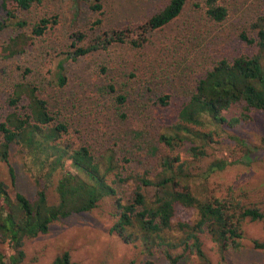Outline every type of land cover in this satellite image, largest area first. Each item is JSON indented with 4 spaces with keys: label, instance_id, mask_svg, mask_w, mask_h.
<instances>
[{
    "label": "trees",
    "instance_id": "1",
    "mask_svg": "<svg viewBox=\"0 0 264 264\" xmlns=\"http://www.w3.org/2000/svg\"><path fill=\"white\" fill-rule=\"evenodd\" d=\"M41 1L0 0V33L6 29L14 32L0 42V58L25 52L59 23L58 13L44 15L27 31L28 21L20 11ZM81 1L103 14L101 0H74V3ZM187 1L168 0L144 19H130L91 35L86 30H69L70 50L56 61L50 81L58 87L66 85L68 58L107 49L113 44L142 48L149 34L174 20ZM204 6L207 17L215 22L228 15L227 7L219 0H204ZM101 23V18L94 21L96 25ZM250 27L255 35L242 31L239 38L255 50L232 59H217L197 79L175 120L159 130L158 139L167 153L160 156L154 174L144 170L124 175L122 162L126 158L121 160L112 150L96 158L87 144L66 137L67 123L51 114L40 85L28 78L30 68L21 67V79L12 84L6 98L7 111L0 120V161L6 167L5 178H0V264H24L25 238L46 233L53 221L94 209L107 196L114 199L116 206V220L109 231L123 241L139 242L150 254L154 247L161 246L169 264L180 263L181 256L172 252L179 246L194 254L199 264H227V253L245 246V222L260 221L264 227V193L261 200L246 201V196L237 194L232 186H227L224 194H216L219 187L210 184L214 172L241 162L244 154L221 148L220 128L248 123L255 112L264 111V14L258 15ZM101 71L105 72L106 67L102 66ZM107 89L115 95L119 107L128 100V93L118 91L114 83L107 84ZM156 101L166 106L170 94L161 93ZM235 106L238 113L227 116L226 112ZM232 138L239 144L245 143L239 136ZM261 143L259 150L264 152V135ZM11 146L21 153L19 162L38 185L33 199L15 190L17 176ZM182 148L190 157H181ZM209 149L216 154L206 166L200 165ZM247 150L254 158L256 153ZM130 179L134 188L131 197L124 201L118 185ZM52 188L57 197L54 202L49 198ZM149 189H153L152 195ZM179 207L192 209L195 217L192 223L178 222L182 236L175 238L170 232ZM204 237L213 242L216 261L211 259ZM251 246L264 255V238L251 239ZM52 264H72L69 251L57 254ZM143 264L154 262L145 259Z\"/></svg>",
    "mask_w": 264,
    "mask_h": 264
},
{
    "label": "rangeland",
    "instance_id": "2",
    "mask_svg": "<svg viewBox=\"0 0 264 264\" xmlns=\"http://www.w3.org/2000/svg\"><path fill=\"white\" fill-rule=\"evenodd\" d=\"M103 14L93 11L87 3L74 0H42L29 9L20 11L27 19L28 29L41 16L58 13L60 21L46 34L28 46L19 55L0 58V120L7 111L6 98L12 84L21 79V67L28 66V78L40 85L41 94L48 100L51 114L66 122V137L87 144L96 158L112 150L122 160L124 175L147 170L158 171L161 155L167 153L159 141L161 127L175 120L176 114L197 79L210 69L221 57L232 59L240 54H251L255 47L239 38L244 31L255 35L250 23L264 14V0H219L228 9L226 19L215 22L205 13L204 0H188L182 12L170 23L149 34L142 48L129 44H113L78 58L65 61L67 83L54 85L51 75L56 61L64 56L70 39L69 30H86L93 34L99 29L119 26L130 19H144L168 0H101ZM80 5V6H79ZM97 18L100 25L94 24ZM96 26H99L96 27ZM95 28V29H93ZM14 32L6 29L0 33V42ZM106 67L102 72L101 67ZM133 74V75H131ZM114 83L120 92L128 93V100L119 107L115 95L107 89ZM170 94L166 106L157 103L161 93ZM237 106L226 112L227 116L238 113ZM122 113L125 116H122ZM221 148L242 151L241 162L214 172L210 184L224 194L232 186L246 201L261 200L264 193V152L259 150L264 135V111L255 112L248 123L230 128H220ZM232 136H239L245 143L239 144ZM255 152L250 157L247 149ZM10 152L16 172L15 190L33 199L38 185L18 160V150L11 146ZM181 157H190L185 148L179 150ZM200 165L211 161L216 154L208 150ZM21 161V160H20ZM6 167L0 161V178H5ZM132 179L118 185L124 201L131 197ZM152 195L153 189L148 190ZM51 202L56 193L49 190ZM114 199L107 196L94 209L72 214L53 221L46 233L25 238L24 264H52L54 257L69 251L72 264H143L151 259L154 264H169L163 248L156 246L152 253L139 242H125L109 231L116 220ZM195 215L192 209L179 207L173 218L172 237L182 236L179 221H190ZM264 238L260 221H246L244 244L239 251L227 253V264H264V255L251 246V239ZM210 257L217 260L213 242L204 237ZM181 256L179 264H199L196 256L183 246L172 249Z\"/></svg>",
    "mask_w": 264,
    "mask_h": 264
}]
</instances>
